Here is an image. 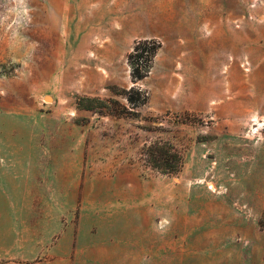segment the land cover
Masks as SVG:
<instances>
[{"label":"rangeland","instance_id":"obj_1","mask_svg":"<svg viewBox=\"0 0 264 264\" xmlns=\"http://www.w3.org/2000/svg\"><path fill=\"white\" fill-rule=\"evenodd\" d=\"M256 116L264 0H0V264H264Z\"/></svg>","mask_w":264,"mask_h":264},{"label":"trees","instance_id":"obj_2","mask_svg":"<svg viewBox=\"0 0 264 264\" xmlns=\"http://www.w3.org/2000/svg\"><path fill=\"white\" fill-rule=\"evenodd\" d=\"M159 48L160 43H157L153 38L141 39L136 43L129 56L134 78L141 79L147 75ZM88 100L93 101L95 99L88 98ZM132 100L133 98H130V101ZM100 102L102 101L100 100ZM146 102L147 97L144 95L140 103L145 104ZM78 105L81 106V102ZM91 107L92 105H88L87 108ZM114 110L116 111V109ZM143 154L153 168L164 174H175L182 169L184 164L182 153L168 140L158 139L153 141L144 147Z\"/></svg>","mask_w":264,"mask_h":264},{"label":"crops","instance_id":"obj_3","mask_svg":"<svg viewBox=\"0 0 264 264\" xmlns=\"http://www.w3.org/2000/svg\"><path fill=\"white\" fill-rule=\"evenodd\" d=\"M210 6V5H209ZM168 17L174 16V8L172 7L169 9L168 7ZM199 16L202 17V20L204 21L206 25V29L209 30V34L211 35L210 39H216L219 35H222V14H214V16H208L206 11H203ZM207 35V34H205ZM259 117V116H256Z\"/></svg>","mask_w":264,"mask_h":264},{"label":"bare ground","instance_id":"obj_4","mask_svg":"<svg viewBox=\"0 0 264 264\" xmlns=\"http://www.w3.org/2000/svg\"><path fill=\"white\" fill-rule=\"evenodd\" d=\"M253 121H255L254 124L258 126V127L255 128L254 130L259 131V130H258L259 128H263V126H264V120H263V122H262V121L259 120L258 117H254V118H253ZM254 133H255V132H254Z\"/></svg>","mask_w":264,"mask_h":264}]
</instances>
